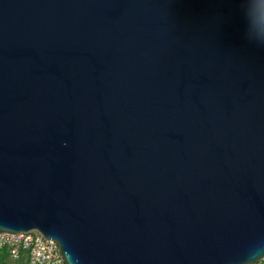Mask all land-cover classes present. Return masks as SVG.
<instances>
[{
    "label": "water",
    "instance_id": "water-1",
    "mask_svg": "<svg viewBox=\"0 0 264 264\" xmlns=\"http://www.w3.org/2000/svg\"><path fill=\"white\" fill-rule=\"evenodd\" d=\"M264 0H0V233L63 264L264 259Z\"/></svg>",
    "mask_w": 264,
    "mask_h": 264
},
{
    "label": "built area",
    "instance_id": "built-area-1",
    "mask_svg": "<svg viewBox=\"0 0 264 264\" xmlns=\"http://www.w3.org/2000/svg\"><path fill=\"white\" fill-rule=\"evenodd\" d=\"M0 251H5L8 259L16 263L63 264L58 245L36 233H0ZM256 264H264V259Z\"/></svg>",
    "mask_w": 264,
    "mask_h": 264
},
{
    "label": "clouds",
    "instance_id": "clouds-1",
    "mask_svg": "<svg viewBox=\"0 0 264 264\" xmlns=\"http://www.w3.org/2000/svg\"><path fill=\"white\" fill-rule=\"evenodd\" d=\"M246 6L245 15L248 20V38L250 41L256 42V43H262L264 44V31L259 30H253L251 27V15L249 11L248 4L244 3Z\"/></svg>",
    "mask_w": 264,
    "mask_h": 264
},
{
    "label": "rangeland",
    "instance_id": "rangeland-1",
    "mask_svg": "<svg viewBox=\"0 0 264 264\" xmlns=\"http://www.w3.org/2000/svg\"><path fill=\"white\" fill-rule=\"evenodd\" d=\"M0 264H18V263L10 261L6 254L0 252Z\"/></svg>",
    "mask_w": 264,
    "mask_h": 264
},
{
    "label": "trees",
    "instance_id": "trees-1",
    "mask_svg": "<svg viewBox=\"0 0 264 264\" xmlns=\"http://www.w3.org/2000/svg\"><path fill=\"white\" fill-rule=\"evenodd\" d=\"M0 252H2V253H4V254H6V252L5 251H0ZM7 255V254H6ZM18 264H25L23 261H19L18 262Z\"/></svg>",
    "mask_w": 264,
    "mask_h": 264
}]
</instances>
